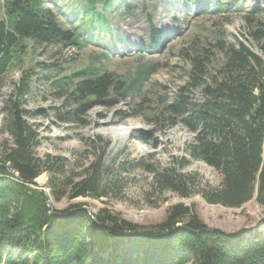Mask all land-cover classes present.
<instances>
[{
  "label": "trees",
  "instance_id": "trees-1",
  "mask_svg": "<svg viewBox=\"0 0 264 264\" xmlns=\"http://www.w3.org/2000/svg\"><path fill=\"white\" fill-rule=\"evenodd\" d=\"M112 2L78 0L75 4L90 22L65 27L44 0H0V82L26 43L83 48L87 39L95 40L104 31L111 34L103 9L112 8ZM216 2L222 7L221 0ZM98 3L102 8L97 11ZM159 40L152 28L149 41ZM220 52L223 61L211 73L198 57L190 59L187 87L163 108L157 122L181 123L195 134L187 156L219 173L220 187L202 193L207 204L239 209L254 199L264 206V44L262 56L243 43L221 46ZM52 82L59 110L67 118L110 105L120 95L133 99L129 85L119 84L112 74H95L90 67ZM195 91L200 93L197 101L190 96ZM25 93L23 86L11 93L0 110L1 131L7 136L0 145V264H264L260 233L206 228L182 204L150 228L130 224L106 209L88 213L81 203L56 213L50 197L57 201L68 192H73L70 198L104 197L101 169L90 165L75 179L66 176V160L38 157L40 138L31 121L40 114L26 109ZM146 168L157 186L184 196L185 182L174 167ZM44 172L49 193L33 184ZM109 188L119 190L114 182Z\"/></svg>",
  "mask_w": 264,
  "mask_h": 264
},
{
  "label": "rangeland",
  "instance_id": "rangeland-1",
  "mask_svg": "<svg viewBox=\"0 0 264 264\" xmlns=\"http://www.w3.org/2000/svg\"><path fill=\"white\" fill-rule=\"evenodd\" d=\"M44 1L65 27L90 22L75 4L78 0ZM216 1L113 0L112 8L103 9L111 34L101 32L95 40L87 39L83 48L26 43L24 56L17 55L0 82V110L3 100L23 86L26 109L40 114L31 121L40 138L37 156L66 160V176L75 179L90 165L101 169L104 197L70 198L73 192L57 201L50 197L56 213L81 203L91 213L106 209L130 224L150 228L163 223L171 207L182 204L206 228L231 234L251 229L264 218V206L254 199L239 209L207 204L202 193L220 187L219 173L187 156L195 134L181 123L157 122L163 108L187 87L190 59L198 57L204 71L211 73L223 61L221 46L243 43L262 56L264 0H221L222 7ZM95 8L98 11L102 5ZM152 28L158 32L157 44L149 41ZM107 35L114 42L104 38ZM89 67L95 74H112L119 84L129 85L133 99L120 95L114 104L93 106L81 116L67 118L66 111L59 110L61 101L52 81ZM190 96L200 99L199 91ZM1 123L0 116V145L7 139ZM119 128L127 131L116 140L107 134ZM149 166L152 170L174 167L185 182L184 196L157 186ZM48 179L47 173L40 174L34 183H42L34 187L49 193ZM113 182L119 189L116 193L109 188ZM263 231L264 227L261 235Z\"/></svg>",
  "mask_w": 264,
  "mask_h": 264
},
{
  "label": "water",
  "instance_id": "water-1",
  "mask_svg": "<svg viewBox=\"0 0 264 264\" xmlns=\"http://www.w3.org/2000/svg\"><path fill=\"white\" fill-rule=\"evenodd\" d=\"M33 184L35 185V186H38V184H36V183H34L33 182ZM40 189V188H39ZM42 191H44V190H42ZM88 213H90L88 210H86ZM89 215H91V214H89ZM92 217V216H91ZM264 218L255 226V227H253V228H251V229H243V230H241V232H244L245 234H247V235H253L254 233H256V232H260V230L264 227ZM213 230H215V229H213ZM221 232V231H220ZM240 232V231H239ZM223 233V232H222Z\"/></svg>",
  "mask_w": 264,
  "mask_h": 264
},
{
  "label": "bare ground",
  "instance_id": "bare-ground-1",
  "mask_svg": "<svg viewBox=\"0 0 264 264\" xmlns=\"http://www.w3.org/2000/svg\"><path fill=\"white\" fill-rule=\"evenodd\" d=\"M126 131H127V129L119 128V129H115L114 131H110V132L107 133V134L110 135V136H112L113 139L116 140L117 138H119V137L121 136L122 133L125 134ZM41 183H42L41 180H39L38 183H37L38 186H40ZM263 224H264V223H263ZM261 230H262V229H261ZM261 230H260V231H261ZM256 233H258V232H256ZM259 233H260V232H259ZM263 233H264V231H263ZM263 233H262V234H263ZM254 234H255V233H254ZM254 234H253V235H254ZM262 236H264V234H263Z\"/></svg>",
  "mask_w": 264,
  "mask_h": 264
}]
</instances>
